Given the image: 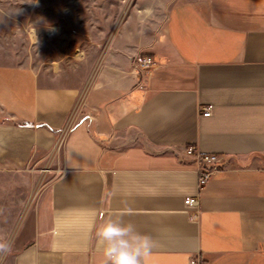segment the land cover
Listing matches in <instances>:
<instances>
[{
  "label": "crops",
  "instance_id": "obj_1",
  "mask_svg": "<svg viewBox=\"0 0 264 264\" xmlns=\"http://www.w3.org/2000/svg\"><path fill=\"white\" fill-rule=\"evenodd\" d=\"M148 3L78 84L0 64V173L57 149L0 264H103L95 228L121 214L158 241L144 264H264V0Z\"/></svg>",
  "mask_w": 264,
  "mask_h": 264
},
{
  "label": "rangeland",
  "instance_id": "obj_2",
  "mask_svg": "<svg viewBox=\"0 0 264 264\" xmlns=\"http://www.w3.org/2000/svg\"><path fill=\"white\" fill-rule=\"evenodd\" d=\"M148 2L0 0V64L67 72L71 76L69 81L78 84L80 75L95 62L94 55H99L101 50L105 52L123 19L134 15V20L138 17L141 24V17L150 15L145 13ZM143 13L146 15L142 16ZM157 14L162 19V9ZM144 54H147L144 49L139 51L136 64ZM148 67L137 74L141 75ZM56 153L57 149H53L49 154H37L23 173H0V242L6 241L10 246L16 224L28 203L54 178L55 173L49 168L53 164L51 156ZM8 249H0V262Z\"/></svg>",
  "mask_w": 264,
  "mask_h": 264
},
{
  "label": "clouds",
  "instance_id": "obj_3",
  "mask_svg": "<svg viewBox=\"0 0 264 264\" xmlns=\"http://www.w3.org/2000/svg\"><path fill=\"white\" fill-rule=\"evenodd\" d=\"M122 217L123 214L116 219L103 220L95 228L96 246L103 256V264H144V260L158 246V241L139 232ZM8 247L6 241L0 242V249Z\"/></svg>",
  "mask_w": 264,
  "mask_h": 264
},
{
  "label": "built area",
  "instance_id": "obj_4",
  "mask_svg": "<svg viewBox=\"0 0 264 264\" xmlns=\"http://www.w3.org/2000/svg\"><path fill=\"white\" fill-rule=\"evenodd\" d=\"M151 63V59L150 56L147 54H144L143 56H141L140 58H138L137 60V64L135 62V71L136 73H138V71L141 69H145L147 66H149ZM143 72V71H142ZM203 116H209L210 115V108H205L203 113ZM185 153L187 155H194V151L192 147H187L185 150ZM197 159L202 160L205 164L209 163V165H211L212 163H216L217 162V157L213 156V155H199L196 154L195 156ZM198 173H199V184L200 185H204L208 180H209V176H210V172L208 170H205L204 168L199 167L198 168ZM184 204L187 207H193L197 204V199L193 198V197H188L184 200Z\"/></svg>",
  "mask_w": 264,
  "mask_h": 264
},
{
  "label": "bare ground",
  "instance_id": "obj_5",
  "mask_svg": "<svg viewBox=\"0 0 264 264\" xmlns=\"http://www.w3.org/2000/svg\"><path fill=\"white\" fill-rule=\"evenodd\" d=\"M189 147H191V146H189Z\"/></svg>",
  "mask_w": 264,
  "mask_h": 264
}]
</instances>
